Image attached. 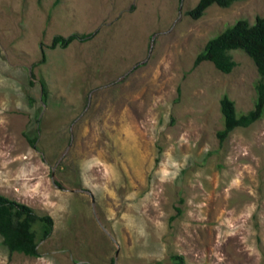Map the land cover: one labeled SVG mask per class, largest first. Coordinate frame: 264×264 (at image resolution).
<instances>
[{
  "label": "rangeland",
  "instance_id": "rangeland-1",
  "mask_svg": "<svg viewBox=\"0 0 264 264\" xmlns=\"http://www.w3.org/2000/svg\"><path fill=\"white\" fill-rule=\"evenodd\" d=\"M55 1L0 0V195L53 221L38 258L0 239V264H264V115L216 138L223 96L252 108L256 68L239 50L229 74L194 66L264 0L196 21L199 0Z\"/></svg>",
  "mask_w": 264,
  "mask_h": 264
},
{
  "label": "trees",
  "instance_id": "trees-1",
  "mask_svg": "<svg viewBox=\"0 0 264 264\" xmlns=\"http://www.w3.org/2000/svg\"><path fill=\"white\" fill-rule=\"evenodd\" d=\"M242 1L244 0H199L191 10L186 12V16L196 21L212 5L225 9ZM58 2L59 0H56L55 5ZM93 35V33L71 34L67 37L57 35L52 38L48 48L50 50L65 49L72 42L83 43L90 40ZM237 50L242 51L256 68L258 79L254 85L255 99L252 108L242 114L237 113L233 101L227 96L220 99L223 129L216 132L219 143H223L236 128H247L264 115V16L256 17L252 24L244 19H239L220 34L209 39L203 50L196 56L194 66L207 61L212 63L219 72L229 74L235 67L230 53ZM40 85L41 99L45 103L48 97L47 87L42 80H40ZM35 141V138H28L31 145H34ZM179 212L180 210L177 209V213ZM174 219L175 216L170 218L171 221ZM36 225L39 226L40 241L47 239L53 226L51 217L38 216L30 207L0 195V239L10 255L15 253L25 257H39L37 230L34 229ZM170 258L174 264L184 263L181 256L173 255Z\"/></svg>",
  "mask_w": 264,
  "mask_h": 264
}]
</instances>
